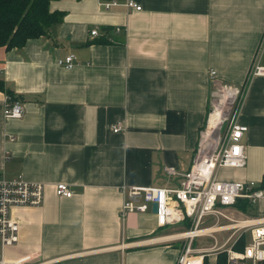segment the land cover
Wrapping results in <instances>:
<instances>
[{
  "label": "crops",
  "instance_id": "crops-1",
  "mask_svg": "<svg viewBox=\"0 0 264 264\" xmlns=\"http://www.w3.org/2000/svg\"><path fill=\"white\" fill-rule=\"evenodd\" d=\"M137 1L142 10L127 13L100 0H52L51 11L64 13L60 23L21 48L0 45V78L24 107L21 118H6L0 90V173L46 184L42 205L14 210L20 238L8 259L176 264L184 240L173 236L189 221L162 227L153 206L123 219L125 188L178 186L180 176L165 167L191 168L216 83L242 89L238 120L248 126L246 166L221 168L218 177L264 187V75L250 74L255 61L264 65V0ZM71 53L76 65L61 66ZM118 123L125 129L114 132ZM59 182L72 197L56 194ZM252 204L250 213L224 211L237 220L263 216L264 197ZM223 231L213 244L194 241L211 250L205 264H228L227 250L248 244L249 231Z\"/></svg>",
  "mask_w": 264,
  "mask_h": 264
},
{
  "label": "built area",
  "instance_id": "built-area-1",
  "mask_svg": "<svg viewBox=\"0 0 264 264\" xmlns=\"http://www.w3.org/2000/svg\"><path fill=\"white\" fill-rule=\"evenodd\" d=\"M105 10L123 6L128 12L141 11L143 6L137 0H100ZM125 27L116 26L115 32L123 33ZM92 36L99 35V30H91ZM109 39H114L109 36ZM264 45V40L261 47ZM76 55L68 54L59 58L58 63L65 68L76 65ZM211 77H216V71L211 70ZM250 74L252 77L264 75V65L254 62ZM217 84L216 90L229 89L235 94L230 99L223 119L216 133V139L211 145L203 143L204 133L209 124L211 113L216 108L215 92L212 107L206 127L201 133L198 150L191 168L186 172H179L175 166H166L168 176H180L178 186L167 187H129L125 188L126 198L121 208L124 219L133 212H146L157 204V221L162 227L176 225L189 221V226L174 239L184 240L176 264H205V256L211 252L205 248H196L194 241L203 236L216 240V233L232 228L249 231L250 242L242 251L232 248L227 250L228 264H246L251 260L253 264H264V215L249 216L237 220L228 215L224 209L235 205L238 199H247L252 203L264 197V187L260 182L221 180L218 172L221 168H241L247 164V153L242 144V138L248 131V126L239 122L238 107L241 101L242 89L231 84ZM24 107L21 100H13L7 95L5 106L6 118H21ZM114 132L125 129L121 124L112 126ZM11 139H14L11 136ZM46 184L39 181L27 180L22 176L8 178L0 173V248L2 257L0 264H28L21 259H8L5 250L19 242L20 223L15 218L14 210L19 207H37L44 203ZM58 196L70 198L74 191L70 184L59 182L55 184ZM211 218V223L208 219ZM227 220L222 223V220ZM241 223V224H240ZM215 244L213 248L217 247ZM222 247V246H221Z\"/></svg>",
  "mask_w": 264,
  "mask_h": 264
},
{
  "label": "trees",
  "instance_id": "trees-1",
  "mask_svg": "<svg viewBox=\"0 0 264 264\" xmlns=\"http://www.w3.org/2000/svg\"><path fill=\"white\" fill-rule=\"evenodd\" d=\"M52 0H0V45L7 49L21 48L32 38L44 35L48 28L58 24L64 17L63 12L51 11ZM0 90L5 91L13 100H20L8 89L0 78ZM235 206L250 213L253 204L247 199H238ZM244 242V235L236 242ZM237 246H240V245ZM244 244V243H242Z\"/></svg>",
  "mask_w": 264,
  "mask_h": 264
},
{
  "label": "bare ground",
  "instance_id": "bare-ground-1",
  "mask_svg": "<svg viewBox=\"0 0 264 264\" xmlns=\"http://www.w3.org/2000/svg\"><path fill=\"white\" fill-rule=\"evenodd\" d=\"M235 93L229 89L217 90L215 92V104L216 108L211 113L209 118V124L207 130L204 133L203 143L205 145H211L216 139V133L219 130L220 122L223 119V113L226 111L230 99ZM241 224V223H240Z\"/></svg>",
  "mask_w": 264,
  "mask_h": 264
},
{
  "label": "rangeland",
  "instance_id": "rangeland-1",
  "mask_svg": "<svg viewBox=\"0 0 264 264\" xmlns=\"http://www.w3.org/2000/svg\"><path fill=\"white\" fill-rule=\"evenodd\" d=\"M217 89V87L215 86V90ZM221 90H224V88L223 89H221ZM220 90V91H221ZM222 175V177L224 176H226L227 174H226V172L225 171H222V172H220V176ZM255 206L256 205H254L253 207V210H255ZM224 221V220H223ZM222 221V222H223ZM229 233V231H223V232H221V231H219V232H217L216 233V237L218 238V239H222L223 237H225L226 236V234H228ZM250 234H249V232H246L245 233V241H246V243H249V241H250V236H249ZM197 243H210V244H213L214 243V238H212V237H209V236H203V237H199L198 239H197ZM2 253H3V251H2V249L0 248V259H1V257H2ZM5 256L6 257H13L14 256V250H13V248L12 247H8V248H6V250H5Z\"/></svg>",
  "mask_w": 264,
  "mask_h": 264
},
{
  "label": "water",
  "instance_id": "water-1",
  "mask_svg": "<svg viewBox=\"0 0 264 264\" xmlns=\"http://www.w3.org/2000/svg\"><path fill=\"white\" fill-rule=\"evenodd\" d=\"M153 211L157 212V204H153Z\"/></svg>",
  "mask_w": 264,
  "mask_h": 264
}]
</instances>
